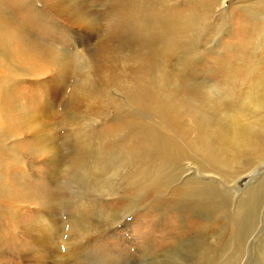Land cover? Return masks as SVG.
Here are the masks:
<instances>
[{
    "label": "rangeland",
    "instance_id": "rangeland-1",
    "mask_svg": "<svg viewBox=\"0 0 264 264\" xmlns=\"http://www.w3.org/2000/svg\"><path fill=\"white\" fill-rule=\"evenodd\" d=\"M22 1L16 43L49 52L20 53L0 93L18 153L0 158V264H264V141L224 137L264 69V0H57L75 20ZM145 80L172 124L135 98Z\"/></svg>",
    "mask_w": 264,
    "mask_h": 264
},
{
    "label": "bare ground",
    "instance_id": "bare-ground-1",
    "mask_svg": "<svg viewBox=\"0 0 264 264\" xmlns=\"http://www.w3.org/2000/svg\"><path fill=\"white\" fill-rule=\"evenodd\" d=\"M205 1L206 0H202V2H204V3H205ZM254 1H260V0H254ZM202 2L200 4H202ZM149 6H151V5H149ZM11 7L15 8L17 13H20V15L22 13L24 15V17H26L25 13H23L24 9H22V7H23V1L22 0H0V93L2 92L1 91L2 88H5L6 83L9 82V79L13 76V74L16 72L18 73L22 70L19 68V67H21V66H19V63H20V61L18 59L19 54L20 53L22 54V56H20V57L23 61L24 60L29 61V59H32V57H34L36 55H40V53L43 52L42 49H40L41 47L45 48V46H43V44H41L39 42L34 43L33 41L30 42V45L28 46L27 42L31 41V39L29 37H25V42L24 43L18 42V43H20V45L18 47L16 46L18 44V43H16V40L19 38V35L23 34L24 32H27L28 30H24L25 29V27L23 25L24 23H22V22H20V20H18L19 16L15 13V10L14 11L11 10L12 12L10 11ZM51 7H52V9H54V11H56V13H59V14L61 12H64V11L67 12L70 15L69 16L70 20H72V19L75 20L78 18V16H79V18L81 17L78 14L72 16V12L66 11L64 9L63 3H61V2L57 3V0L52 1ZM257 7L264 8V3H260ZM134 9H131L133 11H129V12H132V15L133 14L142 15L144 13V12L142 13L140 11V9H138V8L135 10ZM254 11H255V9H254ZM254 14H253V12H251V15L253 17H254ZM139 17H137V18H139ZM138 21L139 20L137 19V22ZM260 21H261V24L264 23V16L261 18ZM141 22H143V21H141ZM29 23H32V22H29ZM134 23H135V21H134ZM162 23H163V25L161 26V24H160L161 30L159 32L161 34L169 28V24L164 23V20ZM256 24H259V22H256ZM165 26H167L168 28L167 29L164 28ZM263 27H264V25H263ZM144 29L146 30V25H145ZM45 49H47V48H45ZM47 50L49 52V49H47ZM53 51H55V50H53ZM60 58H59V60H60ZM143 59H144V57L142 58V60ZM146 59H148V60H146ZM150 60H151V58L146 55L144 63L150 62ZM60 61H64V59L60 60ZM67 61H68V59H67ZM29 62H30V64H32L31 63L32 61H29ZM34 66H36V65L33 62V66L30 67L28 70L33 71L32 68L35 69ZM258 71L259 70L255 68L252 72L255 75ZM258 75H257V78L255 79V82L253 81L251 83L250 88L247 92V95H246L245 99L243 100L242 106H240V108L238 110V113L234 117H231V119H229L230 121L228 124H229L230 129H228L229 132L228 131H227L228 133L225 132V135H224L225 140H226V144H225L226 145V151H228V149L230 150L232 148L233 152H235V153L236 152H241V153L244 152L245 153L248 151L256 153L257 151H259L258 150L259 145L264 141V69H263V71L260 72V75L259 76ZM160 81H162V80H160ZM134 96L137 99V101L144 103L145 106L146 105H149V107L154 106L156 108V110L158 112H160V114L164 118V121L166 122V124H168V125L172 124V121L175 119L174 118L175 113H174L173 104L169 103V101L165 100V99L160 100L158 93H157V89L155 88V86L151 85L150 81L145 80V83L140 84L138 87V90ZM3 106H4V104H3L2 100H1V96H0V137H2L3 135H5L7 133V129L5 126L6 125L5 122L7 120V114L4 115L2 113V107ZM154 107H152V108H154ZM21 115L23 118L19 119V120H21L20 124H24L26 122V114H24V112H22ZM11 119H12V117H8V120H11ZM30 126L32 128V131H33V128L39 127V126L36 127L33 123H31ZM226 133H227V135H226ZM157 138L158 139H156V141L158 140L157 143L160 144L159 148H161L163 151H164L165 147H168L167 149H165V152H167L168 149L173 147V145L175 146L173 148L175 150L177 149L176 146L178 144L175 145L173 143L174 139H168L167 137L166 138H162V137L160 138V136H157ZM4 140H7V139H4ZM13 144H14V139L9 138V142H7V145H4V144L0 145V158L5 159L8 157H11V161H13L15 157H18L17 156L18 153L16 152V150L14 151L12 148ZM259 149H260V147H259ZM206 150H207V148H206ZM206 150L204 151V154L207 157H210V154H207ZM178 151L181 153L182 149L179 150V148H178ZM179 152H176V154L177 153L179 154ZM231 152H232V150H231ZM165 154H168V153H165ZM5 185L3 182H0V195H3V194L8 192V187H7V185L6 186ZM26 259H27L26 264H30L29 259L27 257H26Z\"/></svg>",
    "mask_w": 264,
    "mask_h": 264
}]
</instances>
